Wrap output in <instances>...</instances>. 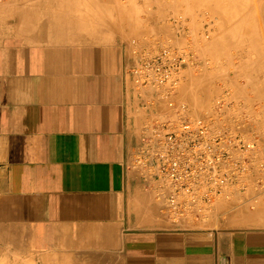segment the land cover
I'll return each instance as SVG.
<instances>
[{"label":"crops","instance_id":"obj_1","mask_svg":"<svg viewBox=\"0 0 264 264\" xmlns=\"http://www.w3.org/2000/svg\"><path fill=\"white\" fill-rule=\"evenodd\" d=\"M15 1L0 5L5 264H264V173L258 167L238 201L237 195L219 201L231 204L217 210L235 216L232 225L218 229H205L198 220L174 223L157 198V185L132 168L157 105L128 77L133 56L120 45L125 39L119 16L77 10L108 0ZM74 5L75 11L68 10ZM109 20L116 21L115 30ZM259 83L243 92L251 115L259 104L264 108ZM253 129L247 133L261 143L256 158L264 165V137ZM258 195L259 211L250 208ZM235 211H244V218Z\"/></svg>","mask_w":264,"mask_h":264},{"label":"built area","instance_id":"obj_2","mask_svg":"<svg viewBox=\"0 0 264 264\" xmlns=\"http://www.w3.org/2000/svg\"><path fill=\"white\" fill-rule=\"evenodd\" d=\"M149 56L131 66L128 75L139 89L155 90L169 100L185 55L160 49ZM183 112L185 106L144 125L132 168L146 183L157 185V198L174 223L198 220L207 226L217 203L234 195L238 201L251 188L254 167L264 173V165L257 163L255 145L242 133L205 118L185 119Z\"/></svg>","mask_w":264,"mask_h":264},{"label":"bare ground","instance_id":"obj_3","mask_svg":"<svg viewBox=\"0 0 264 264\" xmlns=\"http://www.w3.org/2000/svg\"><path fill=\"white\" fill-rule=\"evenodd\" d=\"M15 1V0H13ZM12 0H0V5L1 4H5V2H13ZM30 1V0H29ZM85 1V0H84ZM89 1V0H88ZM103 1V0H102ZM114 0H112V2H110L109 0L106 3L103 4H98L97 2L94 3L93 1V5H99L101 6V8L103 9L102 5H105V10L103 9V11H110L113 14H116V16H119V27L123 28L122 26L124 25V17H123V12H129L132 11L129 9L127 10V5H133L134 3H136L137 0L135 1H131V0H126L125 2H113ZM121 1V0H120ZM131 1V2H130ZM139 2H142V4L144 5H148L150 6L149 9H144L142 6L140 8V11L143 15V19L145 21V23H142V27H144L145 31H147L148 34L151 35V37L149 36L147 39L144 40H139L135 39L133 40V45L129 44L127 46H129L130 48H134L139 50V47H145L146 43L149 44L150 47H154L157 46L158 44H160V40L158 39L160 35H162V33H164V35H166V37L169 39L168 44L166 45L168 48H181V47H185V51L190 52L189 55L187 56V59L190 61V63H185V67L187 66V70L190 67H197L198 69H200V71H202L204 68L203 65V61H201L200 59L198 60L196 58L195 55V51H196V45L198 46L197 48H201L205 53H207L208 55H213L215 58L218 57H223L226 56V49L229 48V53H231V56L233 57V59H226L228 61L234 60L235 64H234V68H235V72L238 75V77L240 78H244L245 80L248 81L249 86H259V82H262L264 84V0H138ZM137 1V2H138ZM3 2V3H2ZM16 2V1H15ZM19 2V1H18ZM24 2V1H23ZM26 2V0H25ZM24 2V3H25ZM86 2V1H85ZM101 2V1H99ZM77 3V2H76ZM90 3V1L88 2ZM18 4V3H16ZM36 4V3H35ZM38 4V3H37ZM85 4V3H84ZM27 5V4H26ZM34 5V4H33ZM61 5V3H60ZM81 5V4H80ZM86 5V4H85ZM91 5V3H90ZM137 5V4H136ZM67 5H65L63 7V10H66ZM134 6V5H133ZM132 6V7H133ZM154 6V7H153ZM23 7V6H22ZM37 7V6H36ZM53 7V6H52ZM66 7V9H64ZM75 7L77 6H70L68 8V10L70 11H75ZM93 7V6H92ZM135 7V6H134ZM139 7V6H138ZM145 7V6H144ZM147 7V6H146ZM41 8V6H40ZM137 8V6H136ZM31 9V8H29ZM39 9V7H38ZM57 11L62 10L60 9H56L55 7L52 8ZM24 10V8H23ZM77 10H87L90 11L89 6H82V7H78ZM135 10V9H134ZM28 11V10H26ZM34 11V10H33ZM51 11V10H50ZM96 11V10H95ZM116 11V13H114ZM179 11V13L175 14V12ZM37 12V11H36ZM39 12V11H38ZM44 12V11H43ZM56 12V11H55ZM62 12V11H61ZM100 12V11H99ZM97 12V13H99ZM27 13V12H25ZM67 13H69L67 11ZM66 13V14H67ZM75 12H72V15ZM91 13V12H90ZM93 13V11H92ZM106 13V12H105ZM133 13V12H132ZM53 14V13H52ZM70 14V13H69ZM87 14V13H86ZM207 14H210L207 16ZM38 14H36L37 16ZM57 16V14H55ZM59 15V14H58ZM61 15V14H60ZM71 15V14H70ZM69 15V16H70ZM76 15V14H74ZM78 15V13H77ZM76 15V16H77ZM29 16V15H28ZM68 16V14H67ZM99 16V15H98ZM101 16V15H100ZM108 16V15H106ZM30 17V16H29ZM65 17V16H64ZM82 17V16H81ZM90 17V14H89ZM92 17V15H91ZM97 17V16H96ZM105 17V16H103ZM115 17V16H114ZM142 17V16H141ZM57 17H55L56 19ZM60 19H62L61 17H59ZM58 18V19H59ZM68 18V17H67ZM95 18V16H94ZM108 18V17H107ZM191 18L193 20H191ZM57 19V20H58ZM81 19V18H80ZM87 19V18H86ZM109 19V18H108ZM133 19V18H132ZM141 20H139V23L143 20L142 18H140ZM95 20V19H94ZM93 20V21H94ZM97 20V19H96ZM56 21V20H55ZM54 21V22H55ZM71 21V20H70ZM87 21V20H86ZM91 21V20H90ZM35 22V20L33 21V23ZM68 22V21H67ZM72 22V21H71ZM70 22V24H72ZM109 26L112 29H116V21L115 20H109ZM159 22H163V23H159ZM194 22L195 25L199 24L201 25V23L206 22L208 25L206 27V31H203L202 33L199 32V36L197 37V42L193 43V35H192V30H194V27L192 26V23ZM75 23V22H74ZM77 23V22H76ZM75 23V24H76ZM87 23V22H86ZM210 23V24H209ZM28 24V23H27ZM31 24V23H30ZM55 24V23H54ZM65 24V23H64ZM67 24V23H66ZM93 24V23H92ZM101 24V23H100ZM138 24V23H137ZM58 25V24H57ZM78 25V24H77ZM95 25V24H94ZM102 25V24H101ZM104 25V24H103ZM131 25V23H130ZM139 25V24H138ZM106 26V25H105ZM132 26V25H131ZM130 26V27H131ZM135 29L131 30V31H139L138 27H136V25H134ZM64 27H68L66 25H64ZM86 27V26H85ZM93 27V26H92ZM97 27V26H96ZM77 28V27H76ZM88 28V27H87ZM118 28V26H117ZM137 28V29H136ZM202 28V25H201ZM200 28V29H201ZM56 29V27H55ZM65 29V28H64ZM71 29V28H68ZM75 29V28H74ZM85 29V28H84ZM94 29V28H93ZM99 29V28H98ZM97 29V30H98ZM192 29V30H191ZM203 29V28H202ZM87 30V29H86ZM95 30V29H94ZM199 30V29H198ZM142 31V28H141ZM63 32V31H62ZM87 32V31H86ZM100 32V30H99ZM103 32V31H102ZM89 33V32H88ZM87 33V34H88ZM91 33V32H90ZM94 33V32H93ZM92 33V34H93ZM137 33V32H136ZM99 34V33H97ZM194 34V33H193ZM55 35V33H54ZM66 35V34H65ZM102 35V34H101ZM136 35V34H135ZM198 35V34H197ZM93 36V35H92ZM192 37V41L190 42V38ZM47 38V37H46ZM101 38V37H100ZM54 39V38H53ZM116 39V38H115ZM134 39V38H133ZM98 40V39H97ZM127 41V40H126ZM130 43V42H129ZM139 43V44H138ZM137 44V45H136ZM194 44V45H193ZM121 45V44H120ZM139 46V47H138ZM160 49V48H159ZM158 50V49H157ZM167 50V49H166ZM194 52H193V51ZM201 50V51H202ZM129 51V50H128ZM131 52H133V50H131ZM228 52V51H227ZM128 54V53H127ZM203 54V53H202ZM132 55V53L130 54ZM138 56V55H137ZM135 55L136 60L138 61V58ZM230 56V58H231ZM130 58V56L128 57ZM222 60V58H220V61ZM220 61H218V63H220ZM224 61V60H222ZM227 62V61H226ZM129 63V62H128ZM192 63V64H191ZM202 63V65H201ZM213 63H216L215 61H213ZM233 62H231L232 64ZM221 64V63H220ZM134 65V62H133ZM210 65V63L208 64ZM227 65V64H226ZM198 66H201L200 68ZM215 68V65H213ZM228 66V65H227ZM226 66V68H227ZM207 67V66H206ZM205 67V68H206ZM218 67V65H217ZM217 67L215 68V70H217ZM220 67V66H219ZM224 67V66H223ZM222 68V67H221ZM230 68V67H229ZM228 69V68H227ZM186 70V71H187ZM211 70V69H210ZM208 71V70H207ZM216 72V71H214ZM226 72V70L224 71ZM222 72V73H224ZM228 72H230L228 70ZM228 72H226L228 74ZM190 73V72H189ZM193 73V72H192ZM197 73V72H196ZM201 72H198V75H194L191 74V76L187 73V75H189L187 78L183 77V73L181 74H176L175 75V79L177 81L175 89L173 91V96L169 98V100H163L161 99L160 102L155 103V105H157L156 108H158L160 111L162 112H166L165 115L169 114V113H174L176 111V109H174V107H169L167 102L168 101H172L174 102L178 107L181 104L182 106H185V112L181 113L184 114L187 119L193 120V119H199V118H205L208 120H211L212 123L214 125H217L219 127L222 128H227L230 129L232 131H236L239 133H242L243 136L245 137V139H247L248 141H251L254 145V151L252 152L253 155H257L259 156V154H261L260 152V148L259 145L261 144L259 141H255L253 140L249 134L247 133V131L254 125H256V121H252L251 117H248V120L250 122V127L249 128H242L239 121L234 120V122H228L225 119L222 118V114H224L225 112H227V115H231L232 113L234 114L236 112L235 109V101H231L230 100V94L228 93V91L226 90V88H223L227 91L225 93H220L222 94L220 97H218L215 101V108L218 109V111L211 110L208 111L204 114H202V116L198 115V117L196 118H191V116L194 114V116L196 115V112L198 114V109L201 107L202 105L205 104L203 103L208 97L206 96L208 92H210L208 89L206 90L204 88V83L206 82V76L202 74L201 76H199ZM208 73V72H207ZM220 73V72H219ZM225 73V74H226ZM185 74V72H184ZM205 74V73H204ZM226 74V75H227ZM208 75V74H207ZM212 75V74H211ZM234 75V74H232ZM199 76V77H198ZM214 78L216 77H221L218 79H222V76H220V74L217 76L212 75ZM212 76H208L207 78L210 79V77ZM212 77V78H213ZM224 77V76H223ZM229 77V76H228ZM215 78V79H216ZM215 79H212L215 81ZM229 79V78H228ZM232 79V78H231ZM236 79V78H235ZM186 80V81H185ZM207 80V81H209ZM227 80V79H226ZM242 80V79H241ZM240 80V81H241ZM213 81V82H214ZM237 80L233 81V82H237ZM212 82V81H210ZM218 82V81H217ZM223 82V81H221ZM227 82H231L227 80ZM232 82V83H233ZM243 82V81H242ZM209 83V82H208ZM207 83V84H208ZM240 83V82H239ZM185 84V88H187L189 90V93L185 94V92L183 93L184 96L187 97L188 101H186L187 99H184L185 101H181L180 97H181V91L183 89V85ZM211 84V83H210ZM216 84V83H215ZM245 84V83H244ZM187 85V87H186ZM214 85V84H213ZM215 86V85H214ZM218 86V84H217ZM236 86V85H235ZM240 86V85H239ZM264 86V85H263ZM210 88V87H209ZM239 88V87H238ZM205 89V90H203ZM213 89V88H212ZM211 89V91H212ZM220 89V88H219ZM243 89V88H242ZM214 90V89H213ZM218 91V90H217ZM215 91V92H217ZM223 91V90H222ZM242 91V90H240ZM139 92H141L139 90ZM188 92V91H187ZM193 92V93H192ZM205 92L204 97H203V101L201 100L202 97V93ZM214 93V91H212ZM213 93L211 95H213ZM216 93V94H219ZM158 95L159 93L155 90H144L142 89V95ZM210 94V93H209ZM215 94V93H214ZM239 94V93H238ZM182 95V96H183ZM199 95V96H198ZM210 95V97H211ZM239 96V95H238ZM246 96V95H245ZM236 98V97H235ZM205 99V100H204ZM209 99V98H208ZM251 99V98H250ZM183 100V98H182ZM238 100H240L238 98ZM237 100V101H238ZM253 100V99H252ZM251 100V101H252ZM264 101V99H263ZM252 103H254V101H252ZM242 104V103H241ZM255 104V103H254ZM257 104V102H256ZM244 105V104H243ZM239 106V105H237ZM210 107V106H209ZM212 107L213 104H212ZM241 107V105H240ZM249 107V106H248ZM260 107V106H259ZM207 108V107H206ZM194 111V113L189 117V111ZM245 110V109H243ZM241 110V111H243ZM246 110H248L246 108ZM245 110V113H246ZM196 111V112H195ZM225 111V112H224ZM258 111V110H257ZM238 112V111H237ZM231 113V114H229ZM241 113V112H240ZM244 113V111L242 112V114ZM187 114V115H186ZM248 115V114H247ZM260 115V114H259ZM200 116V117H199ZM239 116V115H238ZM237 116V118H238ZM243 116V115H242ZM261 116V115H260ZM156 117V115H155ZM235 117V116H234ZM241 117V115H240ZM254 117V116H253ZM232 118V116L230 117ZM256 118V117H255ZM254 118V120H255ZM258 119V118H257ZM256 119V120H257ZM262 119V118H261ZM245 121V120H244ZM264 121V120H263ZM243 122V121H242ZM246 122V121H245ZM258 122V121H257ZM244 123V122H243ZM260 124V123H258ZM262 124V123H261ZM245 125V124H244ZM239 130V131H238ZM241 131V132H240ZM260 152V153H259ZM258 164H262L261 162H259ZM258 167V166H257ZM255 168V167H254ZM254 170V169H253ZM259 170V168H258ZM254 173V171H253ZM254 175V174H253ZM229 202V201H228ZM219 204V202L217 203V205ZM231 203H222L220 202V204L218 206H230ZM233 204V203H232ZM216 205V206H217ZM240 207H243L242 204L239 205H234L233 207H231V209H238ZM245 207V206H244ZM227 212H230V209L227 210ZM261 215V214H260ZM263 215V214H262ZM261 215V217H262ZM28 224V223H27ZM26 224V225H27ZM19 225V224H18ZM26 227V226H25ZM29 227V226H28ZM25 229V228H24ZM71 229V228H70ZM22 230V229H21ZM65 230V229H64ZM67 230V229H66ZM11 231V230H10ZM15 231V230H13ZM12 232V231H11ZM22 232V231H21ZM78 232V231H77ZM25 233V230H24ZM80 233V232H79ZM70 234V233H69ZM11 235V234H10ZM70 236V235H69ZM61 241V240H59ZM8 246V245H7ZM10 246V245H9ZM32 247V246H31ZM26 248V247H25ZM15 249V248H14ZM31 249V248H30ZM86 249V248H85ZM16 251V250H15ZM61 251V250H60ZM75 251V250H74ZM85 250H82V252ZM5 252V251H4ZM3 252V254H5ZM8 252V251H7ZM6 252V253H7ZM81 252V253H82ZM20 253V252H19ZM76 253V252H75ZM84 253V252H83ZM82 253V254H83ZM86 253V251H85ZM15 254V253H14ZM80 254V250L79 253L77 254V256ZM88 254V252L86 253ZM13 255V253L11 254ZM50 255V254H49ZM3 256V255H2ZM20 256V255H19ZM51 256V255H50ZM53 256V255H52ZM51 256V257H52ZM82 256V255H81ZM85 257V255H83ZM88 257V255H87ZM87 257H85L87 259ZM15 258V257H13ZM18 258V257H17ZM42 258H44L42 256ZM80 258V257H79ZM83 258V257H82ZM52 259V258H50ZM55 259V258H54ZM8 260V259H7ZM11 260V259H10ZM31 259H29V262ZM88 260V259H87ZM5 261V260H4ZM17 261V260H16ZM44 261V260H43ZM52 261V260H51ZM86 261V260H85ZM83 261V262H85ZM22 262V261H21ZM25 263V260L23 261ZM22 262V263H23ZM28 262V261H27ZM48 262V261H47ZM88 263V261H86ZM29 263V264H30ZM53 263V261H52ZM51 263V264H52ZM71 263V262H70ZM74 263V262H73ZM20 264V263H19ZM72 264V263H71ZM81 264V263H80Z\"/></svg>","mask_w":264,"mask_h":264},{"label":"rangeland","instance_id":"obj_4","mask_svg":"<svg viewBox=\"0 0 264 264\" xmlns=\"http://www.w3.org/2000/svg\"><path fill=\"white\" fill-rule=\"evenodd\" d=\"M126 0H124V1H122V2H125ZM131 1H135V0H131ZM130 1V2H131ZM138 1V0H137ZM136 1V3H134L133 5L135 6H133V5H127L126 4V6H127V10H128V7H129V9L130 10H132V11H129V12H123V17H124V25L122 26L123 27V38L122 39H125L124 41L125 42H123L121 45H125V46H127V45H129V44H131V45H133V40H139V43H140V40H144V39H147L149 36L151 37V35L150 34H148L147 33V31H145V29H144V27H142V23H145V21H144V17H143V15H142V13H141V11H140V8H141V6L142 5H144V4H142V2H137ZM141 1V0H140ZM1 3V2H0ZM137 4V5H136ZM89 6V9H90V11H94V12H99L100 11V13H102V14H108V15H111V16H116V14H113L112 12H110V11H103V9L105 10V5H102V7H103V9L101 8V6H99V5H93V4H91V5H88ZM93 6V7H92ZM133 6V7H132ZM136 6H137V8H136ZM139 6V7H138ZM145 6V7H144ZM144 6H142L144 9H149L150 8V6H148V5H144ZM147 6V7H146ZM154 7V6H153ZM135 9V10H134ZM96 10V11H95ZM133 12V13H132ZM114 13H116V11L114 12ZM178 14L179 13V11H177V12H175V14ZM208 15H210V14H207V16ZM142 16V17H141ZM133 18V19H132ZM140 18H142L143 20L139 23V20H141ZM191 20H193L192 18H191ZM130 23H131V25H130ZM139 25H138V24ZM159 23H163V22H159ZM210 24V23H209ZM134 25H136V27H138V30L139 31H133V32H131V30H133V29H135L134 27ZM194 22L192 23V26L194 27ZM201 25H202V28H201ZM201 25L199 24V26L198 25H195V27L193 28L194 30H192V37H193V43H195V42H197V37L199 36V32L200 33H202L203 31H206V27H207V23L206 22H203V23H201ZM131 26V27H130ZM141 28H142V31H141ZM201 28V29H200ZM137 29V28H136ZM199 29V30H198ZM203 30V31H202ZM137 32V33H136ZM194 33V34H193ZM136 34V35H135ZM198 34V35H197ZM192 37L190 36L189 38H190V42L192 41ZM134 38V39H133ZM158 39H161L159 42H160V44H158L157 46H154V47H150L149 46V44L148 43H146V46L145 47H139V50H137V49H134V48H130L129 46H127L128 48H130V50H133V52H130V54L132 53V56H133V62H134V65L137 63V60H136V58H135V55L137 56V58H138V60H141V59H143V58H145V57H152V56H149V55H153V54H155L157 51H159L160 49H164V50H166V51H168V50H170V51H172V52H174V53H176L177 55L178 54H184L185 56L183 57V63L185 64V63H190V61L187 59V56L189 55V53L190 52H188V51H185L186 50V48L185 47H181V48H168L166 45L168 44V41H169V39L166 37V35H164V33H162V35H160L159 36V38ZM127 40V41H126ZM130 42V43H129ZM138 43V44H139ZM137 45V44H136ZM194 45V44H193ZM198 46L196 45V53H195V55H196V58L199 60H201V61H203V63H204V65H203V67L202 68H204L202 71H200V67L201 66H198L200 69H198L197 67H190L188 70H187V66L186 67H184L183 69H182V71L180 72V74L181 73H183V77L184 78H187L189 75L191 76V74H194V75H198L197 73L198 72H201L200 74H199V76H201V74H202V72H203V74H202V77H203V75L204 76H206V82L204 83V88L207 90H209L210 92H208L207 93V95L206 96H208V97H205V98H207L203 103H205V104H203L202 105V108L200 107L198 110V114H197V112H196V115L194 116V111H191V109H190V111H189V117L191 116V118H196V117H198V115H200V116H202V114H204V113H206V112H208V111H211V110H214L215 109V111H218V109L217 108H215V101H216V99L218 98V97H220L223 93H225V92H227L228 91V93L230 94V100L231 101H235V103H233V104H235V109H236V112L233 114H231V113H229V114H231V115H227L228 113L227 112H225L224 114H222V118L223 119H225L226 121H228L229 123L231 122H234V120L236 119L237 121H239V123H240V125H241V127L242 128H249L250 127V122H249V120H248V117H251V119H252V121H256V126H252V127H254V129H253V133L254 134H256V135H259V136H263L264 137V116H262V113H263V111H264V108L262 109L261 108V105L259 104V108H258V111H257V113L254 115H251L247 110H246V102H245V100H243L244 99V96H245V94L243 93V92H245L246 91V88L248 89V86H249V84L248 85H244V83L246 82H248L247 80H245L244 78H240V77H238V75L236 74V72L234 71L235 70V68H234V64H235V62H234V60H231V61H228L229 59H233V57L231 56V53H229V48H227L226 50L228 51H226V53H227V55L226 56H223V57H225L226 59H228V60H226L225 58H223L222 56L221 57H218V58H215L213 55H208L207 53H205L201 48H197ZM160 48V49H159ZM158 49V50H157ZM183 49H185V50H183ZM202 50V51H201ZM193 51V50H192ZM194 52V51H193ZM203 53V54H202ZM144 55V56H143ZM146 55H148V56H146ZM230 56H231V58H230ZM220 58H222V60H224V61H220ZM213 61H215L216 63H213ZM218 61H220V63H218ZM227 61V62H226ZM231 62H233L232 64H231ZM210 63V65H208ZM192 64V63H191ZM228 66H227V65ZM133 64H132V66H134ZM201 65H202V63H201ZM213 65H215V68L217 67V65H218V67H217V70H215V68H213L214 66ZM207 66V67H206ZM220 66V67H219ZM224 66V67H223ZM226 66H227V68H226ZM206 67V68H205ZM222 67V68H221ZM230 67V68H229ZM211 69V70H210ZM234 69V70H233ZM187 70V71H186ZM208 70V71H207ZM226 70V72H228V70L230 71V72H228V74L226 73V72H224ZM214 71H216V72H214ZM184 72H185V74H184ZM190 72V73H189ZM193 72V73H192ZM197 72V73H196ZM208 72V73H207ZM220 72V73H219ZM222 72H224V73H222ZM187 73L189 74V75H187ZM205 73V74H204ZM227 75H226V74ZM208 74V75H207ZM214 75V76H218L219 74H220V76H222V79H218V77L215 79L212 75ZM232 74H234V75H232ZM198 76V77H199ZM208 76H212V77H210V79L211 80H209V78H207ZM224 76V77H223ZM229 76V77H228ZM128 77H130V79L132 78L134 81H136V79L133 77V76H131V75H129ZM219 78H221V77H219ZM229 78V79H228ZM232 78V79H231ZM236 78V79H235ZM212 79H215V81L214 80H212ZM228 81H230L231 80V82H227V80ZM238 79V81L237 82H233V81H235V80H237ZM242 79V80H241ZM207 80H209V81H207ZM241 80V81H240ZM186 81V80H185ZM210 81H212V82H210ZM214 81V82H213ZM218 81V82H217ZM221 81H223V82H221ZM243 81V82H242ZM209 82V83H208ZM233 82V83H232ZM240 82V83H239ZM208 83V84H207ZM211 83V84H210ZM216 83V84H215ZM215 86H214V85ZM217 84H218V86H217ZM236 85V86H235ZM240 85V86H239ZM223 86H224V88H226V90L223 88ZM259 86H261V84H259ZM186 87H187V85H186ZM210 87V88H209ZM239 87V88H238ZM214 90H213V89ZM220 88V89H219ZM243 88V89H242ZM139 89V88H138ZM205 89H203V90H205ZM211 89H212V91H214V93L211 91ZM141 92H140V94L142 95V89L140 88L139 89ZM138 90V91H139ZM185 90H186V92H185ZM218 90V91H217ZM223 90V91H222ZM240 90H242V91H240ZM188 91V92H187ZM215 91H217V92H215ZM185 92V94L187 93H189V90L187 89V88H185V84L183 85V89H182V91H181V97H180V99H181V101H185L184 99H187V97L186 96H184L183 95V93ZM222 93V94H220V93ZM193 93V92H192ZM205 92H203L201 95H202V97H201V100L203 99V97H204V94ZM210 93V94H209ZM213 93V95H211ZM216 93H219V94H216ZM239 93V94H238ZM183 95V96H182ZM210 95H211V97H210ZM239 95V96H238ZM145 96H149V97H151V105H155V103H158V102H160L161 101V99H160V97L156 94V95H145ZM199 96V95H198ZM236 97V98H235ZM182 98H183V100H182ZM209 98V99H208ZM238 98L240 99V100H238ZM238 100V101H237ZM186 101H188V99L186 100ZM203 101V100H202ZM172 102V101H171ZM173 103V107H174V109H176V110H180V108H181V104H180V106L178 107L174 102H172ZM242 103V104H241ZM167 104H168V106H169V101L167 102ZM212 104H213V106L214 107H212ZM244 104V105H243ZM237 105H239V106H237ZM240 105H241V107H240ZM210 106V107H209ZM207 107V108H206ZM243 109H245L246 110V113H245V110H243ZM241 110H243L244 111V113L242 114V112L243 111H241ZM156 111H157V115H156V117H160V118H162V117H164L165 116V114H166V112H162V111H160L158 108H156ZM238 111V112H237ZM193 112V113H192ZM241 112V113H240ZM248 114V115H247ZM261 116H260V115ZM187 115V114H186ZM239 115V116H238ZM240 115H241V117H240ZM243 115V116H242ZM182 116L185 118V119H187V117L184 115V114H182ZM199 116V117H200ZM232 116V118H230ZM235 116V117H234ZM237 116H238V118H237ZM248 116V117H247ZM254 116V117H253ZM256 117V118H255ZM254 118H255V120H254ZM258 118V119H257ZM262 118V119H261ZM257 119V120H256ZM235 120V121H236ZM246 122H245V121ZM244 123H243V122ZM258 121V122H257ZM258 123H260V124H258ZM262 123V124H261ZM245 124V125H244ZM239 131V130H238ZM241 132V131H240ZM260 192V191H259ZM261 197L262 196H253V198H252V201H251V203H250V208L251 209H255L256 207L258 208V210L257 211H259L260 209H261V205H260V203H261V201H260V199H261ZM226 201H229V200H226ZM243 202V204H244V201H242ZM236 212H241V217L240 218H244L243 216H244V214H243V212L244 211H235V213ZM234 216H235V214H233V213H228L227 212V210L226 211H222V210H217V211H214V212H211L210 214H209V217H208V219L210 220V225H207V226H204V228L205 229H218L219 227H221V226H227V227H229L230 225H232L234 222H233V219H234Z\"/></svg>","mask_w":264,"mask_h":264},{"label":"clouds","instance_id":"obj_5","mask_svg":"<svg viewBox=\"0 0 264 264\" xmlns=\"http://www.w3.org/2000/svg\"><path fill=\"white\" fill-rule=\"evenodd\" d=\"M0 264H5V261L2 258H0Z\"/></svg>","mask_w":264,"mask_h":264}]
</instances>
